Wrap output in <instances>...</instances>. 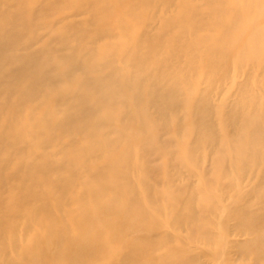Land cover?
I'll return each mask as SVG.
<instances>
[{
    "label": "bare ground",
    "instance_id": "1",
    "mask_svg": "<svg viewBox=\"0 0 264 264\" xmlns=\"http://www.w3.org/2000/svg\"><path fill=\"white\" fill-rule=\"evenodd\" d=\"M38 6L0 0V264H264V0Z\"/></svg>",
    "mask_w": 264,
    "mask_h": 264
},
{
    "label": "rangeland",
    "instance_id": "2",
    "mask_svg": "<svg viewBox=\"0 0 264 264\" xmlns=\"http://www.w3.org/2000/svg\"><path fill=\"white\" fill-rule=\"evenodd\" d=\"M29 3H30V5H32L33 7H34V9H38V5H39V0H29ZM40 11V10H39ZM39 13V12H38ZM53 16H56V14L55 15H53ZM52 16V17H53ZM80 17H83V16H77V17H69V18H66L65 20L66 21H70V20H73V19H77V18H80ZM39 44H37V45H35V46H38ZM243 77L242 76H240L237 80H241ZM222 97H223V95H222ZM24 236V235H23ZM23 240H25V236L23 237Z\"/></svg>",
    "mask_w": 264,
    "mask_h": 264
}]
</instances>
